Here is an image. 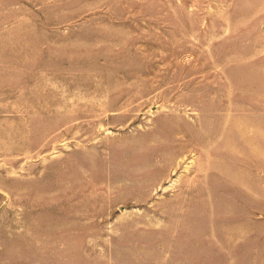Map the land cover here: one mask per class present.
Segmentation results:
<instances>
[{"label":"rangeland","instance_id":"374dc122","mask_svg":"<svg viewBox=\"0 0 264 264\" xmlns=\"http://www.w3.org/2000/svg\"><path fill=\"white\" fill-rule=\"evenodd\" d=\"M20 4L0 264H264V0Z\"/></svg>","mask_w":264,"mask_h":264},{"label":"crops","instance_id":"0c3cea01","mask_svg":"<svg viewBox=\"0 0 264 264\" xmlns=\"http://www.w3.org/2000/svg\"><path fill=\"white\" fill-rule=\"evenodd\" d=\"M24 1L34 2V0H0V82L3 80L11 81L18 72L14 70V67L25 62L24 60L19 61L16 57H6L8 51L18 49L16 36L18 34L25 36L24 44L28 50L29 37H32L34 33L33 28H29L30 23L34 27L33 23L32 21L29 22V15H26L20 4Z\"/></svg>","mask_w":264,"mask_h":264}]
</instances>
